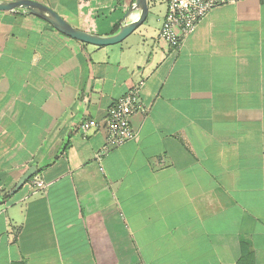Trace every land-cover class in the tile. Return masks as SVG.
Segmentation results:
<instances>
[{"label":"crops","instance_id":"1","mask_svg":"<svg viewBox=\"0 0 264 264\" xmlns=\"http://www.w3.org/2000/svg\"><path fill=\"white\" fill-rule=\"evenodd\" d=\"M32 1L99 36L134 2ZM165 14L148 0L95 47L0 12V264H264V0L212 9L176 56ZM140 81L137 138L98 161L104 134L81 123Z\"/></svg>","mask_w":264,"mask_h":264},{"label":"built area","instance_id":"2","mask_svg":"<svg viewBox=\"0 0 264 264\" xmlns=\"http://www.w3.org/2000/svg\"><path fill=\"white\" fill-rule=\"evenodd\" d=\"M238 1L241 0H165L166 14L158 33V42L165 44L172 55H178L189 36L212 9ZM143 86L144 81H140L131 87L106 110L102 122L87 119L81 123L79 132L83 137L92 130L104 134V146L95 156L98 161L137 138L138 132L131 125L132 118L137 114L146 117L150 111L141 102ZM44 189L45 185L41 181L31 183V195Z\"/></svg>","mask_w":264,"mask_h":264},{"label":"water","instance_id":"3","mask_svg":"<svg viewBox=\"0 0 264 264\" xmlns=\"http://www.w3.org/2000/svg\"><path fill=\"white\" fill-rule=\"evenodd\" d=\"M0 12L20 16H33L69 39L95 47H109L121 43L143 24L148 15V0H134L124 14L117 30L108 36H99L78 30L63 20L51 8L32 0L0 1ZM133 13H137L135 19L131 18ZM34 173L35 169L30 168L20 178L12 194L19 191L32 178Z\"/></svg>","mask_w":264,"mask_h":264},{"label":"trees","instance_id":"4","mask_svg":"<svg viewBox=\"0 0 264 264\" xmlns=\"http://www.w3.org/2000/svg\"><path fill=\"white\" fill-rule=\"evenodd\" d=\"M116 30H117V28L114 29V31H116Z\"/></svg>","mask_w":264,"mask_h":264}]
</instances>
